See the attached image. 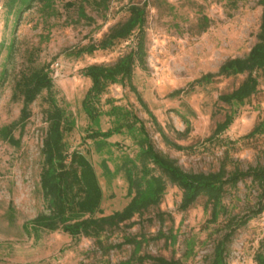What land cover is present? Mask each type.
<instances>
[{
	"label": "rangeland",
	"instance_id": "1",
	"mask_svg": "<svg viewBox=\"0 0 264 264\" xmlns=\"http://www.w3.org/2000/svg\"><path fill=\"white\" fill-rule=\"evenodd\" d=\"M26 2L0 0V264H155L136 259L144 254L181 264H210L215 243L229 230L227 219L256 207L259 191L250 178L226 187L225 212L216 221L205 196L181 210V190L167 181L158 205L106 230L99 239L39 228L35 218L49 212L39 177L47 93L37 96L21 125L22 96L16 83L34 70H48L52 94L74 122L65 130L64 142L88 157L103 190L101 212L95 215L121 209L129 201L125 164L130 166L129 159L137 154L138 134L123 129L101 145L88 137L96 125L81 108L90 86L81 71L90 64L115 63L134 48L137 29L108 49L87 53L81 48L124 21L130 4L144 5L146 61L144 68L134 67L131 78L137 94L126 80L109 84L100 96V108L107 111L116 105L135 115L154 149L185 172L264 166V131L248 135L264 120L261 71L253 72L257 89L241 104H226L218 97L235 89L247 72L217 76L192 90L188 86L216 72L225 60L249 52L259 31V0H35L23 9ZM230 111L235 112L231 125L214 134ZM113 125L112 116L100 117L102 130ZM262 246L264 211L235 229L227 245L228 264H254Z\"/></svg>",
	"mask_w": 264,
	"mask_h": 264
},
{
	"label": "trees",
	"instance_id": "2",
	"mask_svg": "<svg viewBox=\"0 0 264 264\" xmlns=\"http://www.w3.org/2000/svg\"><path fill=\"white\" fill-rule=\"evenodd\" d=\"M26 1L23 9L30 8L35 0ZM259 4L262 6L259 31L249 52L244 57L225 60L214 73H205L196 78L189 83L190 90L195 86L210 83L217 76L247 72V77L235 89L219 95L218 99L230 105L241 104L256 91L258 79L253 72L260 70L264 76V0H259ZM127 11L126 19L113 26L98 42L81 48V52L87 53L108 49L116 40L129 37L137 29L134 48L115 63L90 64L82 69L81 74L89 78L90 86L82 98L81 108L87 118L96 125V128L88 133V137L95 139L97 145L106 143L113 135L121 134L123 129L138 134L137 154L134 159H129L130 166L125 164L124 169L127 181L126 195L129 201L124 207L110 214L95 215L101 212L103 200V190L98 175L94 165L84 153L76 149L69 150L65 144L64 132L71 129L74 122L66 118L64 110L52 94L53 82L48 70L39 68L29 75H23L16 83V89L22 96V107L18 118L21 125L29 118L30 105L37 96L42 91L47 93V127L42 139L43 159L39 177L41 192L49 212L36 217L34 223L39 228L61 229L71 237L85 236L99 239L106 230L116 228L135 214L158 205L167 181L181 190L179 204L181 210L190 207L199 196H205L207 203L210 204L211 219L216 221L221 213L225 212L222 197L226 187L234 188L238 182L250 178L259 191L256 207L249 210V214L245 216L229 217L226 221V227L229 230L213 248L210 264H228L227 245L235 229L264 211V166L250 167L245 171L235 168L231 172H227L222 167L218 172L209 174L185 172L175 164L174 160L154 149L144 124L135 115L116 105H112L107 111L100 108V96L109 84L126 80L130 89L137 94L135 87L131 84L133 69L135 66L141 68L145 66L146 49L143 28L145 6L130 4ZM179 92L180 89L171 95ZM137 99L143 104L139 95ZM102 115L112 116L114 125L102 130L100 128ZM234 117V111L226 113L223 120L216 124L214 134L226 130ZM135 123H138V126ZM263 131L264 120L256 124L248 135ZM162 136L167 140L163 132ZM11 139L13 140L12 137ZM15 141L19 142V140ZM136 259L148 260L155 264H181L176 259L151 254L137 256ZM254 264H264V246L256 251Z\"/></svg>",
	"mask_w": 264,
	"mask_h": 264
}]
</instances>
